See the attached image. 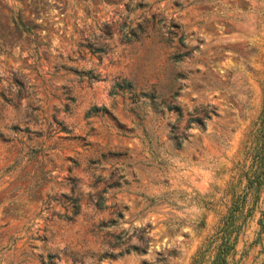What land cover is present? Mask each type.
<instances>
[{
  "label": "rangeland",
  "instance_id": "obj_1",
  "mask_svg": "<svg viewBox=\"0 0 264 264\" xmlns=\"http://www.w3.org/2000/svg\"><path fill=\"white\" fill-rule=\"evenodd\" d=\"M0 264H264V0H0Z\"/></svg>",
  "mask_w": 264,
  "mask_h": 264
},
{
  "label": "trees",
  "instance_id": "obj_2",
  "mask_svg": "<svg viewBox=\"0 0 264 264\" xmlns=\"http://www.w3.org/2000/svg\"><path fill=\"white\" fill-rule=\"evenodd\" d=\"M18 24V23H17ZM125 38H130L126 33L124 34ZM123 84L126 85H130V82L128 80L122 79ZM97 204H101V201L99 199L96 200Z\"/></svg>",
  "mask_w": 264,
  "mask_h": 264
}]
</instances>
